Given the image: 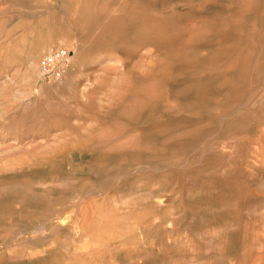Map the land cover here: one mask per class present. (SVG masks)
<instances>
[{
  "label": "rangeland",
  "instance_id": "obj_1",
  "mask_svg": "<svg viewBox=\"0 0 264 264\" xmlns=\"http://www.w3.org/2000/svg\"><path fill=\"white\" fill-rule=\"evenodd\" d=\"M0 264H264V0H0Z\"/></svg>",
  "mask_w": 264,
  "mask_h": 264
},
{
  "label": "built area",
  "instance_id": "obj_2",
  "mask_svg": "<svg viewBox=\"0 0 264 264\" xmlns=\"http://www.w3.org/2000/svg\"><path fill=\"white\" fill-rule=\"evenodd\" d=\"M67 53L64 50H55L49 53L42 61V71L45 75L61 74V67L65 63Z\"/></svg>",
  "mask_w": 264,
  "mask_h": 264
}]
</instances>
